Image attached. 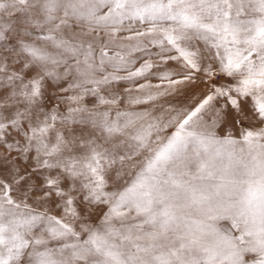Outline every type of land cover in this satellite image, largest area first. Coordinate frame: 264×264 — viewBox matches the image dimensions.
I'll return each instance as SVG.
<instances>
[{"label": "snow or ice", "instance_id": "obj_1", "mask_svg": "<svg viewBox=\"0 0 264 264\" xmlns=\"http://www.w3.org/2000/svg\"><path fill=\"white\" fill-rule=\"evenodd\" d=\"M0 264H264V0H0Z\"/></svg>", "mask_w": 264, "mask_h": 264}]
</instances>
